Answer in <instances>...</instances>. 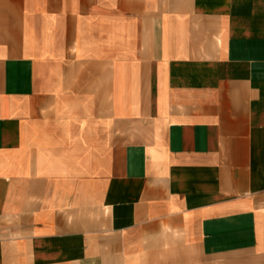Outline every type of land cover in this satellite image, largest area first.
<instances>
[{
	"label": "crops",
	"instance_id": "obj_1",
	"mask_svg": "<svg viewBox=\"0 0 264 264\" xmlns=\"http://www.w3.org/2000/svg\"><path fill=\"white\" fill-rule=\"evenodd\" d=\"M0 264H264V0H0Z\"/></svg>",
	"mask_w": 264,
	"mask_h": 264
}]
</instances>
